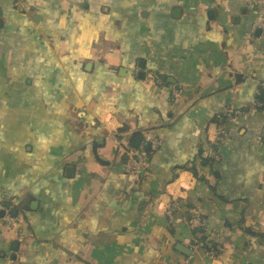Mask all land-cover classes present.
I'll return each instance as SVG.
<instances>
[{"label": "crops", "instance_id": "crops-1", "mask_svg": "<svg viewBox=\"0 0 264 264\" xmlns=\"http://www.w3.org/2000/svg\"><path fill=\"white\" fill-rule=\"evenodd\" d=\"M255 15L244 0H0V202L16 211L0 264H264ZM113 131L151 150L140 182ZM209 233L217 261L209 241L190 249Z\"/></svg>", "mask_w": 264, "mask_h": 264}, {"label": "built area", "instance_id": "built-area-1", "mask_svg": "<svg viewBox=\"0 0 264 264\" xmlns=\"http://www.w3.org/2000/svg\"><path fill=\"white\" fill-rule=\"evenodd\" d=\"M244 2L253 7L256 11V15L254 18V22L251 28V32L259 31L261 36H264V0H244ZM261 87H264V83H261ZM233 112L231 110L223 109L221 111L222 117L229 118ZM110 118L106 117V119L103 121V124L106 125L108 123V120ZM123 133L119 131H113L110 136L114 141V147L116 149V152L120 154H125L128 157V160L126 162L127 169L129 173L134 178L135 182H140L141 179L148 174V167H149V158L151 156V150L147 151L144 149L143 146H139L137 148H134L130 146V144L126 143V141L123 138ZM220 136L226 137L225 131H220ZM264 136V134H263ZM153 145L152 149L154 150L155 147L158 145L155 137L151 135L146 136ZM263 145H264V138H263ZM208 155L216 158L213 152H208ZM161 205V204H159ZM180 209V203L177 199H169L167 203L164 206V213L168 219V222L171 225H175L177 220V212ZM13 210L12 204H4L0 202V212H3V216L0 218L4 223L8 224L11 227H15L16 225V219L11 215V212ZM183 220V219H182ZM184 221L190 227L192 230L197 229L199 227H204L205 222L199 215H191L189 217H185ZM216 233H209L207 235V238H200L195 237L192 240V243L190 245V249L193 253H196L200 248L203 247V244H206L207 241H210L213 238H216ZM206 240V242H205ZM207 255L212 258V261H217L215 254L213 251H208ZM206 264H213L212 262H208Z\"/></svg>", "mask_w": 264, "mask_h": 264}, {"label": "water", "instance_id": "water-1", "mask_svg": "<svg viewBox=\"0 0 264 264\" xmlns=\"http://www.w3.org/2000/svg\"><path fill=\"white\" fill-rule=\"evenodd\" d=\"M174 15H176V11L174 12ZM258 33V32H257ZM258 99L261 101V102H264V88H262L260 91H259V95H258ZM140 141V137H136V139L133 141L132 143V147L136 148L137 145H138V142ZM16 211L13 210L12 211V215H15ZM3 216V212H0V218ZM176 248L178 249V251L186 254V255H189L190 254V249H186L185 247H183L182 245L178 244L176 246Z\"/></svg>", "mask_w": 264, "mask_h": 264}, {"label": "trees", "instance_id": "trees-1", "mask_svg": "<svg viewBox=\"0 0 264 264\" xmlns=\"http://www.w3.org/2000/svg\"><path fill=\"white\" fill-rule=\"evenodd\" d=\"M203 219V218H202ZM193 231H194V233L196 234V233H198V234H203L204 233V227H199V228H197V229H193ZM210 247H209V250L210 251H213L214 252V254H215V257L216 258H218V255H220L219 254V248L217 247V242L215 241V238H213V239H211L210 241ZM203 246H205V247H207V245L206 244H203Z\"/></svg>", "mask_w": 264, "mask_h": 264}]
</instances>
